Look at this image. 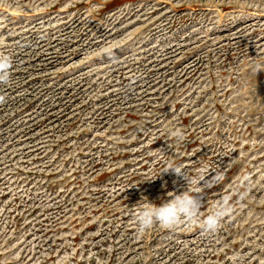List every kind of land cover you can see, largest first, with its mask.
Instances as JSON below:
<instances>
[{"label": "rangeland", "instance_id": "374dc122", "mask_svg": "<svg viewBox=\"0 0 264 264\" xmlns=\"http://www.w3.org/2000/svg\"><path fill=\"white\" fill-rule=\"evenodd\" d=\"M0 55V264H264V0H0Z\"/></svg>", "mask_w": 264, "mask_h": 264}, {"label": "clouds", "instance_id": "9594fccd", "mask_svg": "<svg viewBox=\"0 0 264 264\" xmlns=\"http://www.w3.org/2000/svg\"><path fill=\"white\" fill-rule=\"evenodd\" d=\"M11 66V57L0 55V83H8L10 81ZM169 134L177 140L183 138V132L179 128H170ZM168 170H171L177 176L183 177L187 184L193 183L184 174L180 166L170 165ZM195 183L199 184L201 181L197 180ZM199 193L195 189L189 190L187 188L186 191L180 194L173 193L171 199L160 206L150 202L148 199L138 204L134 215L138 234L143 235L156 224L165 229H175L182 223L198 225L206 233L216 232L222 219L230 214L231 206L228 200L224 199L214 204L212 211L204 215L201 211L203 207L201 198L199 195H194Z\"/></svg>", "mask_w": 264, "mask_h": 264}]
</instances>
